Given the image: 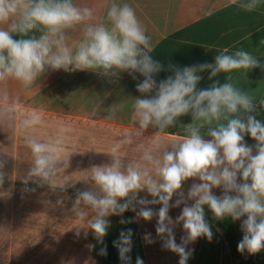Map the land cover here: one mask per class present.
Returning a JSON list of instances; mask_svg holds the SVG:
<instances>
[{
	"label": "clouds",
	"instance_id": "1",
	"mask_svg": "<svg viewBox=\"0 0 264 264\" xmlns=\"http://www.w3.org/2000/svg\"><path fill=\"white\" fill-rule=\"evenodd\" d=\"M230 3L251 12L260 8L264 0ZM94 19L92 9L78 7L73 0H0V25H8L0 27V84L12 80L28 88L49 70L61 69L91 70L104 76L128 72L133 79L139 73L143 80L136 89L141 95L131 105L136 127L127 142L131 143L133 135L141 136L149 127L158 129L157 135L163 133L189 113L193 123L185 126L187 135L183 139L163 147L157 140L145 151L143 159L151 169L139 164L125 165L118 154L119 146H113L111 163L91 167L87 180L93 187L76 191L72 207L75 218L84 221L103 245L110 227L108 217L122 216L128 210L145 221L156 217L155 231L162 247L177 254L179 264H187L194 251L188 248L189 244L200 237L213 239L205 214L207 206L216 220L246 217L241 224L244 235L238 243L239 252L246 250L254 255L264 250V123L252 114L256 111L254 98L231 82V75L227 83L217 81L209 88L198 89L200 73L210 72L211 80L221 72L262 67L257 58L245 50L229 53L225 48L216 55L214 64L182 69L169 65L172 75L158 82L155 76L165 70L164 66L150 55L153 39L146 35L131 5L113 2L107 10V22L94 23ZM78 25L84 26L83 38L69 46L65 30ZM37 29L41 35H29ZM4 99L7 100L6 94ZM17 103L4 108L10 127L16 126L13 117ZM260 105L264 107V99ZM41 122V113L32 111L19 120L18 127L34 129ZM204 128L210 139L202 134ZM245 135L256 141L254 146L245 143ZM25 140L31 163L21 178L23 190L34 191L28 188L31 182L66 191L69 184L60 178L62 167L69 166V159L62 156L64 140L46 142L33 134L26 135ZM5 163L0 160V186L5 180ZM189 179L199 182L192 183L185 195L183 184ZM214 188H221L222 195H215ZM140 192L152 199L140 198ZM151 205L161 207L155 211ZM181 205L180 215L173 220L170 208ZM128 222L120 220L121 224ZM179 224L185 234L177 243L174 229ZM132 235L131 229L122 230L113 241L122 264H131ZM144 239L147 243L155 242L150 233ZM99 254L107 255L106 245ZM136 264H143V260L137 257Z\"/></svg>",
	"mask_w": 264,
	"mask_h": 264
},
{
	"label": "crops",
	"instance_id": "2",
	"mask_svg": "<svg viewBox=\"0 0 264 264\" xmlns=\"http://www.w3.org/2000/svg\"><path fill=\"white\" fill-rule=\"evenodd\" d=\"M113 2L131 5L146 35L152 37L154 48L150 55L165 69L155 76L158 82L172 75L169 65L182 69L201 63L214 64L216 55L225 48L229 53L245 50L255 56L262 67L221 72L211 80L208 78L210 72L200 73L202 79L198 89L209 88L217 81L227 83L231 75V82L254 98L256 111L252 114L264 123V107L260 105L264 99V44L261 43L264 40V3L248 12L230 0H73L76 6L93 10L94 23L107 22V10ZM83 27L78 25L65 30L69 46L83 38ZM134 75L135 79L128 72L104 76L91 70L65 72L61 69L49 70L28 88L12 80L0 84V160L6 161L0 200L10 201L6 205L8 213L0 211V264H96L93 250H100L107 244L105 240L100 244L95 237L94 248L83 243V237L91 230L72 212L76 191L93 187L87 180L91 167L111 163V150L118 145V154L125 165L139 164L151 169L143 159L145 151L157 140L163 147L183 139L187 135L185 126L193 123L189 113L179 117L176 124L163 133L157 135L158 129L149 127L141 136L133 135L131 143L127 142L136 127L131 107L133 99L141 95L136 85L143 80L139 73ZM15 101H18L13 117L16 126L10 127L4 108ZM32 111L41 113L42 122L34 129L21 130L19 120ZM201 131L210 139L206 136L207 128ZM28 134L46 142L64 140L62 156L69 159V166L62 167L60 178L69 184L66 191L31 182L28 188L35 190H23L21 178L31 163L25 140ZM244 139L249 146L256 143L250 135H245ZM194 182L199 181L184 182L185 195ZM213 193L220 196L222 189L214 188ZM139 197L152 199L146 192H140ZM175 199L174 196L172 203ZM151 207L158 211L161 205ZM182 208L183 205L170 208L169 216L175 220ZM131 212L136 226L129 253L131 264H136L137 257L143 264H179V256L162 247L163 242L155 231L157 218L145 221ZM118 217H108L110 224L117 223ZM245 218L236 220L240 227ZM208 222L213 239L200 237L189 244L188 248L194 251L187 264H234L225 236ZM174 232L176 242L180 243L185 234L182 224L177 225ZM146 233L151 234L154 243L145 241Z\"/></svg>",
	"mask_w": 264,
	"mask_h": 264
},
{
	"label": "trees",
	"instance_id": "3",
	"mask_svg": "<svg viewBox=\"0 0 264 264\" xmlns=\"http://www.w3.org/2000/svg\"><path fill=\"white\" fill-rule=\"evenodd\" d=\"M41 34L42 33L40 32L36 36L38 37ZM14 38L20 37L14 36ZM205 214L206 219L213 223L225 236L234 264H261L264 262V250H261L259 253L254 255L249 254L246 250L243 253L238 251V243L242 240L243 233L237 221H233L230 217L223 220H216L207 206H205ZM121 219L129 222L121 224ZM128 229L132 230L133 239L136 232V226L133 214L130 210L123 213L122 216H119L117 223L114 225L110 224L108 234L104 237L107 244V255H100V250L98 249L93 250L96 264H122V261L119 258L118 249L113 246V241L119 238V234L122 230L126 231Z\"/></svg>",
	"mask_w": 264,
	"mask_h": 264
},
{
	"label": "rangeland",
	"instance_id": "4",
	"mask_svg": "<svg viewBox=\"0 0 264 264\" xmlns=\"http://www.w3.org/2000/svg\"><path fill=\"white\" fill-rule=\"evenodd\" d=\"M38 33H40V31L37 29V30H33L31 33H29V35H37ZM10 201H6V200H0V211H4L3 213L6 214L8 213V209L6 207V205L9 203ZM94 233L92 231H90L89 235L83 237L82 239V242L85 243V244H88L89 245H93V242H94ZM96 261V260H95Z\"/></svg>",
	"mask_w": 264,
	"mask_h": 264
}]
</instances>
